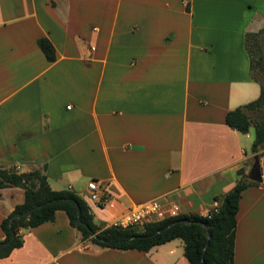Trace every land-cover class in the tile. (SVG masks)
Listing matches in <instances>:
<instances>
[{
  "label": "crops",
  "instance_id": "1",
  "mask_svg": "<svg viewBox=\"0 0 264 264\" xmlns=\"http://www.w3.org/2000/svg\"><path fill=\"white\" fill-rule=\"evenodd\" d=\"M247 33L264 39V0H0V166L45 165L52 189L71 188L110 225L150 200L208 214L257 155L262 180L239 199L233 262L264 264V145L254 153V128L225 123L260 94ZM91 179L105 203L90 199ZM23 200L0 188V222ZM21 233L0 264H189L180 238L101 247L63 210Z\"/></svg>",
  "mask_w": 264,
  "mask_h": 264
},
{
  "label": "trees",
  "instance_id": "2",
  "mask_svg": "<svg viewBox=\"0 0 264 264\" xmlns=\"http://www.w3.org/2000/svg\"><path fill=\"white\" fill-rule=\"evenodd\" d=\"M257 36L258 33H247L245 44L247 45L248 40L256 43ZM37 45L47 61L55 60V48L47 37L38 38ZM257 67L260 76L253 71ZM250 70L251 78L260 85V94L256 99L227 111L225 123L241 133H247L253 127L252 150L258 154L264 145L262 59L258 58L255 61L250 54ZM45 168L44 165L42 169L21 172L13 166H0V188L15 186L24 190L23 202L17 204L0 222V228L4 233V238L0 240V258L7 257L13 249L22 246L21 229L52 221L55 212L63 210L69 224L81 233L82 240H90L101 247L147 251L153 246L180 238L184 243V256L189 264H234L236 213L239 199L243 190L259 184L248 180L245 177L244 167H240L237 170L240 177L234 187L220 197L219 205L208 214L181 213L160 221L147 222L138 227L121 228L95 222L86 201L71 188L52 189L49 186ZM39 204L43 206L35 208ZM25 211H28L27 215L13 217L16 212ZM78 219L80 222H77Z\"/></svg>",
  "mask_w": 264,
  "mask_h": 264
},
{
  "label": "built area",
  "instance_id": "3",
  "mask_svg": "<svg viewBox=\"0 0 264 264\" xmlns=\"http://www.w3.org/2000/svg\"><path fill=\"white\" fill-rule=\"evenodd\" d=\"M87 190L91 200L99 203H105L107 200L104 188L100 185L98 180H89L87 183ZM179 214L180 209L176 203L163 204L158 200H150L139 202L131 206L110 225L121 228L138 227L147 222H156Z\"/></svg>",
  "mask_w": 264,
  "mask_h": 264
},
{
  "label": "water",
  "instance_id": "4",
  "mask_svg": "<svg viewBox=\"0 0 264 264\" xmlns=\"http://www.w3.org/2000/svg\"><path fill=\"white\" fill-rule=\"evenodd\" d=\"M245 177L248 179V180H252V181H256V182H260L262 180V177H261V167H260V162H259V158L257 155H255L253 157V162L248 170V172L245 174ZM43 205L42 204H39V205H36L35 208H40L42 207ZM28 214V211H25L23 213H19V212H16L13 217H19L21 215H27ZM77 222H80V219L77 220ZM208 238L210 237V234L208 233ZM9 242V241H8Z\"/></svg>",
  "mask_w": 264,
  "mask_h": 264
},
{
  "label": "rangeland",
  "instance_id": "5",
  "mask_svg": "<svg viewBox=\"0 0 264 264\" xmlns=\"http://www.w3.org/2000/svg\"><path fill=\"white\" fill-rule=\"evenodd\" d=\"M247 48L250 51L251 57L256 61L258 58L262 59L263 65H264V39L259 38L257 36V42L253 43L251 40L247 41ZM255 74L259 73V68H255L254 70ZM260 76V74H258ZM252 137H253V131H251ZM253 160L249 162V165H251ZM141 228H139L140 230Z\"/></svg>",
  "mask_w": 264,
  "mask_h": 264
}]
</instances>
